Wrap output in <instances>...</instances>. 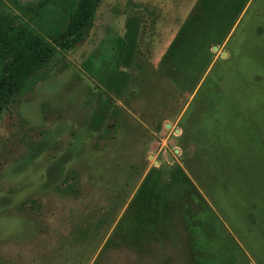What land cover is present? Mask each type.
I'll return each mask as SVG.
<instances>
[{
    "label": "rangeland",
    "instance_id": "obj_1",
    "mask_svg": "<svg viewBox=\"0 0 264 264\" xmlns=\"http://www.w3.org/2000/svg\"><path fill=\"white\" fill-rule=\"evenodd\" d=\"M0 264H264V0H99L0 115Z\"/></svg>",
    "mask_w": 264,
    "mask_h": 264
},
{
    "label": "trees",
    "instance_id": "obj_2",
    "mask_svg": "<svg viewBox=\"0 0 264 264\" xmlns=\"http://www.w3.org/2000/svg\"><path fill=\"white\" fill-rule=\"evenodd\" d=\"M99 0H40L30 23L0 16V115L28 92L58 52L69 51L88 34ZM138 26L128 22L126 61L135 54ZM126 238V237H125Z\"/></svg>",
    "mask_w": 264,
    "mask_h": 264
}]
</instances>
